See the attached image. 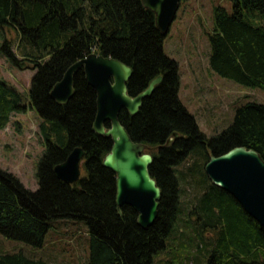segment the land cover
<instances>
[{
	"label": "trees",
	"instance_id": "obj_1",
	"mask_svg": "<svg viewBox=\"0 0 264 264\" xmlns=\"http://www.w3.org/2000/svg\"><path fill=\"white\" fill-rule=\"evenodd\" d=\"M231 3L232 13L224 7L214 11L210 68L242 87L264 91V0ZM0 29L5 36L0 54L22 71H36L29 98L47 122L42 132L50 144L38 166L37 191L26 189L0 169L2 236L39 249L52 222L76 219L88 227L86 264H155L178 233L182 182L187 181L196 191L186 227L194 236L184 246L185 261L178 262L264 264V229L205 173L212 156L237 147L255 150L264 160V104L237 107L231 125L208 138L179 98V65L165 54L166 38L141 0H0ZM7 29L17 34L19 54L6 36ZM92 51L133 68L128 83L133 97L163 76L136 116L120 113L134 142L163 146L179 133L171 147L153 153L150 174L162 190V199L158 219L147 230L139 226L131 207L124 206L119 213L116 175L103 165L112 140L92 129L97 94L83 72L76 74V93L67 105L51 96L66 71ZM27 109L22 95L0 78V131L14 114ZM77 146L87 152L86 176L69 185L56 177L54 168ZM184 163L186 170L179 168ZM180 235L185 237V231ZM0 264L53 263L14 253L0 255Z\"/></svg>",
	"mask_w": 264,
	"mask_h": 264
},
{
	"label": "rangeland",
	"instance_id": "obj_2",
	"mask_svg": "<svg viewBox=\"0 0 264 264\" xmlns=\"http://www.w3.org/2000/svg\"><path fill=\"white\" fill-rule=\"evenodd\" d=\"M217 7H224L232 13L231 0H182L177 19L164 43L165 54L179 65V98L196 119L199 130L208 138L221 134L231 125L237 107L247 102L264 104L263 90L242 87L220 77L210 68L209 35L213 32L214 11ZM6 36L19 54L17 34L7 29ZM4 40V32L0 29V47ZM35 74L36 71L32 69H18L0 54V78L22 95L26 105ZM37 119L41 120L31 110L14 114L8 127L0 131V169L15 176L26 189L33 192L39 188L37 171L45 151ZM186 165L184 163L179 168L186 170ZM85 176L86 171L82 168L81 177ZM182 189L183 214L180 216L178 233L168 241L155 264H188L187 261H178H185L188 255L184 246L188 242L187 238L194 236L186 227L190 219L187 213L196 191L187 181L182 182ZM51 224L45 244L39 249L9 240L0 234V255L23 253L29 258L43 259L53 264H86L89 234L84 221L61 219ZM181 230L185 231V237H180ZM199 264H203L202 259Z\"/></svg>",
	"mask_w": 264,
	"mask_h": 264
},
{
	"label": "water",
	"instance_id": "obj_3",
	"mask_svg": "<svg viewBox=\"0 0 264 264\" xmlns=\"http://www.w3.org/2000/svg\"><path fill=\"white\" fill-rule=\"evenodd\" d=\"M143 7L155 15V24L166 38L177 19L182 0H141ZM87 83L97 94V116L94 131L111 138L113 146L104 160L105 168L116 175V204L121 208L131 207L138 215V224L144 230L154 225L159 216L162 190L150 174L153 157L146 150L149 146L135 143L127 129L120 122V113L127 110L136 116L143 101L161 83L162 77L151 82L149 87L136 97L128 93V83L133 69L112 58L90 54L73 64L51 92L59 104H66L75 94L76 74L82 70ZM109 122L111 128L106 130ZM178 137V133L174 134ZM172 139L165 145L168 147ZM86 156L82 148L74 149L66 161L54 168L61 181L73 185L80 180L81 163ZM205 173L218 188L233 196L246 213L264 229V160L255 150L237 147L219 157L212 156L205 166Z\"/></svg>",
	"mask_w": 264,
	"mask_h": 264
},
{
	"label": "flooded vegetation",
	"instance_id": "obj_4",
	"mask_svg": "<svg viewBox=\"0 0 264 264\" xmlns=\"http://www.w3.org/2000/svg\"><path fill=\"white\" fill-rule=\"evenodd\" d=\"M91 54H96V53H95L94 51H92ZM89 55H90V54H89ZM89 55H88V56H89ZM98 55H99V54H98ZM86 57H87V56H86ZM86 57H85V58H86ZM83 59H84V58H83ZM81 60H82V59H81ZM131 68H132V67H131ZM132 69H133V68H132ZM80 71L83 72V76H84V78H85V80H86V76H85V73H84L83 69L80 70ZM64 75H65V74H64ZM34 76H35V75H34ZM75 77H76V76H75ZM159 77H162V80H163V76H159ZM33 78H34V77H33ZM62 79H63V78H62ZM156 79H157V78H156ZM32 80H33V79H32ZM154 80H155V79H154ZM154 80H153V81H154ZM161 83H162V81H161ZM56 84H57V83H56ZM56 84H55V85H56ZM150 84H151V83H150ZM150 84H149V85H150ZM55 85H54V86H55ZM158 85H159V84H158ZM158 85H157V86H158ZM127 87H128V85H127ZM148 87H149V86H148ZM30 88H31V87H30ZM53 88H54V87H53ZM155 88H156V87H155ZM52 90H53V89H52ZM52 90H51V92H52ZM74 90H75V93H76L75 84H74ZM145 90H146V89H145ZM29 93H30V92H29ZM128 93H129V91H128ZM141 93H142V92H141ZM129 95H130V94H129ZM138 95H139V94H138ZM138 95H136V96H138ZM130 96H131V95H130ZM136 96H134V97H136ZM73 97H74V96H73ZM73 97H72V98H73ZM131 97H133V96H131ZM72 98H71V99H72ZM71 99H70V100H71ZM70 100H69L66 104H60V105H62V106L67 105V104L70 102ZM96 100H97V99H96ZM57 103H58V102H57ZM58 104H59V103H58ZM96 104H97V101H96ZM27 108H28V109H27V112H28L29 110H31V111H35V112L38 114V116L41 118V120H38V119H37V121L39 122V125H38V126H39V134H40V136H41V138H42L43 148H45V151H44V154H43V156H44V155L46 154V152L49 150V147H50V146H49V145H50L49 142L45 140V138H44V134H43V132H42V128H43V126H44L47 122H46L45 118H44L39 112H37V110H35V108H34V104H33L32 100H30V98L28 99ZM123 111H126L127 114H128L129 116H132V115H130V113H129L127 110H122L121 112H123ZM96 116H97V110H96ZM96 116H95V119H94V121H93V125H92V129H93V131H94V123H95V120H96ZM120 122H121V117H120ZM121 124H122V123H121ZM122 125H123V124H122ZM105 128H106V130L110 129V128H111V124H110L109 122H107V123L105 124ZM94 132H95V131H94ZM95 133H96V132H95ZM175 133H177V132H175ZM175 133H174V134H175ZM174 134H173V136H171V137L168 139V141L172 139V141H173L172 144H171L170 146H168V147H162V148H169V147H171V146L174 144L175 139L179 137V133H178V137H175ZM168 141H167V142H168ZM167 142H166V143H167ZM135 143H137V142H135ZM142 144H144V143H142ZM145 145L149 146L151 150H146L144 153H148V154L152 155V157H153V153H154V152L159 151L160 149H162V148L154 149V148L159 147V146H150V145H148V144H145ZM164 145H165V144H164ZM56 146H58V148H59L60 145H56ZM112 146H113V143H112ZM112 146H111V148H110V151H111V149H112ZM76 148H82V149L85 151V149H84L83 147L77 146V147H75L74 149H76ZM74 149H72V151H73ZM72 151H71V152H72ZM110 151H109L108 153H110ZM71 152H70V153H71ZM85 152H86V151H85ZM70 153H69V154H70ZM108 153H107V154H108ZM43 156H42V158H43ZM86 157H87V152H86V156L84 157V159H83V161H82V163H81V166H80L81 171H82V168L85 170ZM42 158H41V159H42ZM41 159H40V161H41ZM66 159H67V158H66ZM65 161H66V160H65ZM65 161H64V162H65ZM39 163H40V162H39ZM62 163H63V162H62ZM60 164H61V163H60ZM58 165H59V164H58ZM38 166H39V165H38ZM56 166H57V165H56ZM56 166H55V167H56ZM37 172H38V171H37ZM83 178H84V177H83ZM83 178L80 177V180L83 179ZM80 180H79V181H80ZM79 181H78V182H79ZM78 182H77V183H78Z\"/></svg>",
	"mask_w": 264,
	"mask_h": 264
}]
</instances>
